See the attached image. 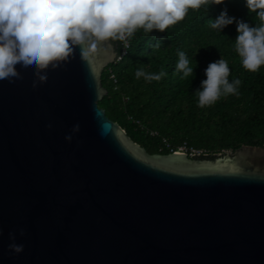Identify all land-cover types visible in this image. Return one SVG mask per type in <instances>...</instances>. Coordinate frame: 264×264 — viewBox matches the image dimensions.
Masks as SVG:
<instances>
[{
  "label": "water",
  "instance_id": "95a60500",
  "mask_svg": "<svg viewBox=\"0 0 264 264\" xmlns=\"http://www.w3.org/2000/svg\"><path fill=\"white\" fill-rule=\"evenodd\" d=\"M116 54L0 85V264H264V145L149 154L97 103Z\"/></svg>",
  "mask_w": 264,
  "mask_h": 264
},
{
  "label": "trees",
  "instance_id": "16d2710c",
  "mask_svg": "<svg viewBox=\"0 0 264 264\" xmlns=\"http://www.w3.org/2000/svg\"><path fill=\"white\" fill-rule=\"evenodd\" d=\"M225 8L230 16L252 26L259 23L244 0H225L208 11L189 10L184 21L163 33L153 30L146 35L138 30L127 53L103 69L101 84L107 93L98 106L149 154L183 147L189 156L213 158L242 145H264V66L255 73L242 67L234 49L235 23L222 33L210 27L211 19ZM113 43L119 52L120 42ZM179 51L187 53L193 66L198 61L195 78L182 79V73L175 72ZM220 58L231 69L229 81L241 80L239 95L221 96L215 104L201 108L195 92L206 79L204 69ZM140 67L152 73L163 70L167 75L147 82L135 77Z\"/></svg>",
  "mask_w": 264,
  "mask_h": 264
},
{
  "label": "clouds",
  "instance_id": "9594fccd",
  "mask_svg": "<svg viewBox=\"0 0 264 264\" xmlns=\"http://www.w3.org/2000/svg\"><path fill=\"white\" fill-rule=\"evenodd\" d=\"M224 3L225 0H0V85L11 88L22 84L19 70L24 74L32 72L35 89L47 82L46 70L63 67L61 62H67L77 49L82 62L94 63L104 45L118 41L127 48L138 30L146 35L153 30L163 33L184 21L189 10L208 11L210 6ZM244 4L250 14L255 13L258 24L252 26L230 16L225 8L211 19L210 27L222 33L236 24L234 49L242 67L255 73L264 66V0H244ZM197 67L198 61L193 66L185 51L178 52L175 72L182 73V79L195 78ZM204 74L206 79L195 92L199 107L211 106L221 96L239 95L241 80L229 81L231 69L225 59L210 62ZM166 75L163 70L152 73L143 67L135 71L137 79L147 82L160 81ZM79 132L77 123L65 140L71 143ZM19 234L24 236L25 230L19 229ZM9 239V251L22 253L24 245L16 243L15 232L9 233Z\"/></svg>",
  "mask_w": 264,
  "mask_h": 264
},
{
  "label": "built area",
  "instance_id": "2783aa9c",
  "mask_svg": "<svg viewBox=\"0 0 264 264\" xmlns=\"http://www.w3.org/2000/svg\"><path fill=\"white\" fill-rule=\"evenodd\" d=\"M128 48H129V46H128L127 48H125V47L123 46V44L120 42V51L117 52V54H116V56H115V61L120 60V59H121V58L127 53ZM110 77L113 78V74H110ZM178 151H182V152H184L185 150H184L183 147H180V148L178 149Z\"/></svg>",
  "mask_w": 264,
  "mask_h": 264
}]
</instances>
